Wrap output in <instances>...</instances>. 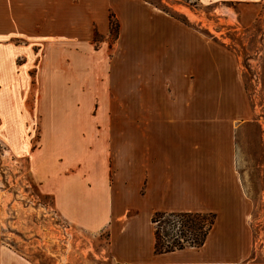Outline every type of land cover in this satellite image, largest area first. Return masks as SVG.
Returning a JSON list of instances; mask_svg holds the SVG:
<instances>
[{"label": "crops", "instance_id": "1", "mask_svg": "<svg viewBox=\"0 0 264 264\" xmlns=\"http://www.w3.org/2000/svg\"><path fill=\"white\" fill-rule=\"evenodd\" d=\"M115 1L121 25L112 77L127 75L134 105L99 107L97 115L109 116L103 123L44 124L33 155L42 193L69 225L106 235L110 264H264L254 250L255 204L239 169L238 131L257 119L239 58L164 12ZM199 1L243 7L238 15L246 27L264 5ZM100 17V30L110 32V17ZM14 82L0 62V83ZM157 212L217 218L201 248L158 255ZM0 264L32 263L5 249Z\"/></svg>", "mask_w": 264, "mask_h": 264}, {"label": "rangeland", "instance_id": "2", "mask_svg": "<svg viewBox=\"0 0 264 264\" xmlns=\"http://www.w3.org/2000/svg\"><path fill=\"white\" fill-rule=\"evenodd\" d=\"M132 1L166 13L239 58L257 112L256 121L238 131L239 169L255 204L256 259L264 262V5L246 27L238 15L243 7L228 3ZM117 2L0 0V62L15 77L12 84L0 83V250L32 264H110L106 235L100 239L69 225L42 193L33 155L44 124L103 123L109 116L97 115L99 107L134 105L127 75L120 82L112 77L121 25ZM100 15L115 17L113 31L102 33ZM79 106L94 108L92 115L71 113Z\"/></svg>", "mask_w": 264, "mask_h": 264}, {"label": "trees", "instance_id": "3", "mask_svg": "<svg viewBox=\"0 0 264 264\" xmlns=\"http://www.w3.org/2000/svg\"><path fill=\"white\" fill-rule=\"evenodd\" d=\"M114 19L110 15L111 31L117 24ZM216 218V213H155L152 219L156 239L155 253L159 255L186 248H201L213 229Z\"/></svg>", "mask_w": 264, "mask_h": 264}]
</instances>
